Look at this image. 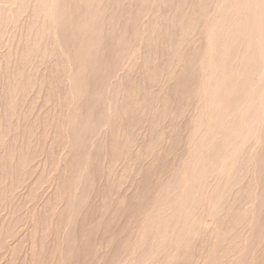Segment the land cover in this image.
<instances>
[{
    "label": "rangeland",
    "instance_id": "obj_1",
    "mask_svg": "<svg viewBox=\"0 0 264 264\" xmlns=\"http://www.w3.org/2000/svg\"><path fill=\"white\" fill-rule=\"evenodd\" d=\"M19 1L0 0V264H264V113L255 150L204 175L216 195L177 183L193 151L215 163L222 148L193 129L210 0H101L98 37L81 41L33 13L51 0Z\"/></svg>",
    "mask_w": 264,
    "mask_h": 264
},
{
    "label": "bare ground",
    "instance_id": "obj_2",
    "mask_svg": "<svg viewBox=\"0 0 264 264\" xmlns=\"http://www.w3.org/2000/svg\"><path fill=\"white\" fill-rule=\"evenodd\" d=\"M20 1H19V7H17V10H16L17 12H19L20 10H23L24 7L28 5L27 1L26 2L24 1L20 2ZM66 1L63 0L61 2L60 0V2L59 1L55 2L54 0H51L50 3L48 4L46 1L45 2L42 1L40 3L35 2L33 6V13L38 14L42 12L44 18L47 17V14H49L50 16H52V20L53 22H55L56 27L59 24L60 25L59 28H61L62 31L64 30L63 32L70 31V34L75 40L77 39L80 40V38L82 40L84 37L87 36V33L89 32L95 33L94 36H97L98 33H96V31L100 28L99 27L100 19L97 17V14L99 13V16H101L103 12L100 8L101 6L99 7V2L101 3V0H78L77 3H76L77 0H70L72 2H70L69 0H66ZM116 1L118 2V0ZM141 1L146 2L147 0L145 1L140 0V3H142ZM180 5H182V3ZM69 6L70 7L72 6V10L71 8L68 9ZM148 7H145L147 8L146 10H149ZM197 8L199 9L198 12L200 13V17L202 18L201 20H203L202 22L203 30H205V32H209V35L207 37L205 36L207 39L205 40V42L208 41V48H206L207 49L206 52L201 50V53L202 51L205 53L200 54L199 63L196 61L197 64H194V65H199V67L197 68L199 72H197L196 70L197 76L199 73V76H198L199 78L197 77L196 78L200 80H198L199 83L196 82L198 83L197 84L198 87H195L196 89L194 88L195 90L191 92V94L193 93L192 95L194 97L192 98L196 100L195 109L196 110L198 109V112L194 114L196 116H194L195 117L194 119L195 128L193 129L197 131V133L199 131L200 135L198 133L199 138H197L198 139L197 140L196 138H194V136L197 135V133L192 134V137L190 138V142L188 144L191 145L192 141L196 139L197 142H199L198 143L199 145H207L208 149L209 148L211 149L209 145L211 146L221 145L222 148H221V151L218 150V152L219 151L220 152L217 154V159L215 163H212L211 162L212 160L210 161L207 158V155H208L207 151L206 152L198 151L197 154L194 153L196 151H193L191 155V159H190V164L185 165L183 171L180 173V175L177 178L178 179L177 183L178 185L182 184V187L184 188H187L188 186L191 187L193 185L198 186L202 194L206 193L207 192L206 190L211 189V191H213L212 194L216 195L217 194L216 190L219 189V186L221 184L220 181L215 182V179L212 181L204 175L207 172L213 173L214 168L215 169L217 168L216 172L219 174L220 172H223L227 168L229 171L230 169L229 165L232 160L230 157H227V156L228 155L230 156V154L233 152L232 150L235 148L234 147L235 145H248L250 150L254 151L256 144H257V142L255 141V137H254L255 130H254L253 122H254V118L256 115L264 113V0H210L209 3L203 2L200 8L198 6ZM0 12L2 13V11ZM68 12L70 13V16L68 15L67 17L66 15L68 14ZM73 16H75V18H73ZM180 33H183V37L185 38V40L183 39L184 41L181 40L180 42L177 43V47H175L177 48V50H174V52L180 50V44H182L183 42H188L190 40V39H187V37L190 35V32L188 29L186 30L184 28L183 30V27H182V32ZM94 36H92L93 40L95 38ZM3 40L4 42L6 40H9V35L7 34ZM240 42H243L244 47H245V50L243 49L244 53L240 51L242 53L239 59L240 61L238 62V64H234L232 60L230 61L228 59V61H230L231 63L228 62L230 64H226L225 60H227V58L233 59V61L237 60L236 59V53H237L236 48L239 47V45H241ZM93 43L95 44L96 42L93 41ZM90 44L88 45L90 46ZM94 44H91V46L93 45L94 47ZM6 45H7V41H6ZM126 53H124L123 56ZM178 53H181V52L179 51ZM178 53H174V54H176L177 56ZM130 54L131 53L129 52L128 55ZM126 55L124 56V58L126 57ZM178 55L181 56V54H178ZM197 56H199L198 53H197ZM179 57L178 59H180ZM183 57L181 56V58ZM117 58L115 59L118 60ZM115 59L113 62L114 64L116 61ZM178 59L177 61H179ZM125 63H126L125 61H122L121 63L117 62V64H115V70L117 69L120 70L124 68ZM190 64H192V62ZM190 80L192 79H189V83L191 82ZM193 85H196L195 82L193 83ZM190 99L191 98H189L188 100ZM190 101H192V99ZM189 109L191 110L192 108L190 107ZM188 113L190 114L191 111L190 112L188 111ZM189 116L191 117V114ZM102 124L103 123H101V125ZM261 124L262 122L260 123V126ZM257 127H255V129H257ZM260 132L262 134V131ZM193 145H196V141H194ZM189 150H190V146H189ZM235 150H237V148H235ZM213 151H216V150H213ZM233 158H234V155H233ZM228 173L225 174V176L226 175L228 176ZM206 187L207 189L205 190L204 188ZM247 192H250V190L249 191L247 190ZM251 195L249 194L250 197H247V199L244 198L245 200L242 203V206H239V208L240 207L243 208L245 212L249 210L251 203H253L252 202L253 195L252 196ZM210 196L207 197L205 195V200L207 201L206 203L209 206H210L209 203H211L212 205L213 204L212 202H215L213 198ZM198 200L200 201V198ZM214 207L213 206L211 207L213 208L212 210H214ZM200 221H202V219ZM207 224H204V225H207ZM207 226L206 227L204 226L205 229L207 228ZM213 228L217 230V227H213ZM200 264H203V261Z\"/></svg>",
    "mask_w": 264,
    "mask_h": 264
}]
</instances>
